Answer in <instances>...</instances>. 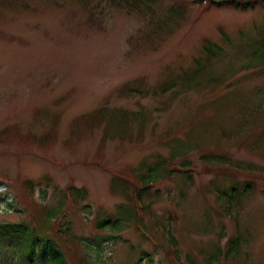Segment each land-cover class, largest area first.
<instances>
[{"label":"rangeland","instance_id":"obj_1","mask_svg":"<svg viewBox=\"0 0 264 264\" xmlns=\"http://www.w3.org/2000/svg\"><path fill=\"white\" fill-rule=\"evenodd\" d=\"M159 3L151 21H164L163 8L181 4L183 18L142 45V18L106 0H0V131L13 134L10 126H17L24 142L0 143V223L28 221L63 252L73 242L70 264L83 263L82 255L91 264H264V67L243 70L246 50L226 45L223 35L259 37L264 3L247 11ZM206 39L223 50L212 46L211 56ZM127 85L132 92L122 94ZM100 108L141 111L144 123L129 119L125 138L115 126L105 137L107 119L96 125L90 117ZM52 132L53 145L34 143ZM173 154L177 169L168 166L171 177L142 198L150 203L145 235L135 223L120 232L95 229L123 212L121 227L132 223L126 206H133L132 194L145 193L143 183L119 170L147 182L156 156ZM215 154L250 170L236 174L227 161L201 159ZM24 180L32 182L31 195L19 186ZM70 182L85 194L56 215L55 222L64 221L55 226L62 246L47 212ZM232 186V204L219 203L216 196L230 195ZM238 230L239 242L229 248ZM52 246L48 253L37 246L36 264Z\"/></svg>","mask_w":264,"mask_h":264},{"label":"trees","instance_id":"obj_2","mask_svg":"<svg viewBox=\"0 0 264 264\" xmlns=\"http://www.w3.org/2000/svg\"><path fill=\"white\" fill-rule=\"evenodd\" d=\"M107 3L114 7L122 9L127 15L136 14L137 16L141 17L144 21L146 30H140L141 33H144V36L142 38V45H144L147 41L152 40L156 35H160L161 33H158L159 30L163 26L168 28L170 24L172 25H179V20H182L185 9L183 7V4L180 6H171L172 9L166 10L163 8L165 12H168V16L164 21L159 22H153L150 20V17L156 12L161 11V5L159 3V0H106ZM189 3H196L199 6H202V3L204 2V5L207 7H223V6H231L234 9L247 11V10H253L256 4L262 2L264 3V0H186V2ZM91 20V19H90ZM170 31V29H168ZM240 31V30H239ZM237 33L235 37H232L228 34L223 33L224 35V42L226 45L235 46L238 49H245L246 50V58L249 59L247 61L246 65L243 67V70H247L253 67H264V64H257L253 66V63H264V28L262 29V32L259 37H253L251 35H248L246 32L240 31ZM164 34H170V33H164ZM212 46H215L218 48L219 51H222V47H218L214 44H212L209 40H204L203 48L205 51L210 54L211 56L215 53L212 51ZM174 86V85H173ZM172 86V87H173ZM130 86L127 85L122 88V94H129L132 91L130 90ZM189 91V90H188ZM187 91V92H188ZM166 90H163L161 93L165 94ZM145 114L143 112H134V111H128L126 109H106V108H100L96 111H93L90 113V117L93 118L96 121V125L101 124L100 121L104 122L105 119V131L104 135L107 136L108 131H112V127L115 126L117 129L116 132L117 137L120 139L125 138V133L123 132L126 128V124L128 120H139L138 123H144V117ZM91 128H93L91 126ZM10 129L13 131V134H9L7 131V128L0 131V136L2 137V140H0V143L2 142H8V143H14L19 142V146H23L24 142L22 137L20 136L19 130L17 126H10ZM56 141V133L52 132L50 134H43L37 139L35 138V142H37V146L42 147V149H45L51 145L54 144ZM31 151L30 149H28ZM190 151L186 152L183 155H180V157H187L188 153ZM172 157L170 159H165L161 156H156V162H154L153 166L150 167L147 171L148 173V181L144 182V177L141 175H135L133 171L127 168H123L119 170L121 173L125 174L126 177L129 179L133 178L135 183H143V189L145 191L144 194H137L133 195L132 197V203L133 206L127 205L125 214L127 216H131L133 218V222L130 224L124 223V226L121 227V220L125 219L124 212L122 215H118L114 218L107 217L103 218L96 222V229L98 230H104L109 229L111 232H120L124 228L128 227L129 225L136 226L137 228L141 226H145L142 222L143 213L146 210H150V203L144 204L143 197L149 196L151 186L159 179L169 177L170 175L167 173L166 169L168 166L173 168L172 163H174L175 169L178 166L175 163L176 158L178 156L171 155ZM202 161L204 163H210V159L212 160H224L229 163H231L229 166L236 169L237 171L233 172L236 174H246V172L249 169V167H243L239 164H233L234 161L231 159H227L226 157L222 155H209V156H201ZM209 159V160H207ZM186 164H190L189 161H184ZM192 172H196V170L191 166ZM178 170L181 172V169L178 168ZM209 168L204 169V171H208ZM210 171V170H209ZM178 172V173H180ZM187 173V172H185ZM192 174V173H191ZM171 177V176H170ZM187 178H191L189 175ZM31 182V181H30ZM29 181H23L19 183V186L26 194H30L33 192L32 189V182L30 184ZM251 182V181H250ZM236 188L234 186L230 187V195H227L226 192H220V196H216V200L221 203L224 200H228L232 204V192H235ZM126 192V191H125ZM147 193V194H146ZM84 189H77L73 185L72 182L68 183L65 186L64 194H62V198L58 201L57 205L55 206V210H48L47 215L49 218V221L51 222L55 218H57L56 215L62 210L65 209V206L67 204L71 205L76 204L77 199L84 198ZM31 195V194H30ZM240 196V194H239ZM243 199L247 196V192L245 191ZM240 199V198H239ZM229 203V205H230ZM144 205V206H143ZM232 206V205H231ZM82 209L85 211L87 207L82 206ZM143 211V212H142ZM228 211V210H227ZM229 213V212H226ZM151 214V212H150ZM157 222V221H156ZM37 227L32 226L30 222L26 221H20V222H1L0 223V262L4 264H36V258H35V250L39 244H42L46 250L45 246H50L53 244L52 248L49 249L51 251L50 255L46 257H42V264H70L68 261V253L66 252H77L76 246L73 242H70V247H64L66 252H63L62 250L55 248L53 240H49L48 238H45L44 236L38 235ZM68 234H70L68 232ZM54 235L56 236L55 239L58 240L61 245L63 246L62 242V234L61 232H55ZM151 237V235H150ZM68 240H70L71 235L67 236ZM239 230L231 237L227 243L229 245V248H232L234 245L236 246L239 242ZM72 239V238H71ZM96 247L100 249L102 247V242L98 241L96 242ZM18 251L20 252L18 254ZM11 252V254L9 253ZM9 253V254H8ZM46 253H48V250H46ZM147 255L145 252L142 253V255ZM17 255V258L15 257ZM172 255L175 256V254L172 253ZM83 263H81L80 260H74L75 264H91L90 260L85 257V255H82ZM146 257H143L141 259H138V263L141 262L142 259ZM19 259V260H18ZM18 261V263H17Z\"/></svg>","mask_w":264,"mask_h":264}]
</instances>
